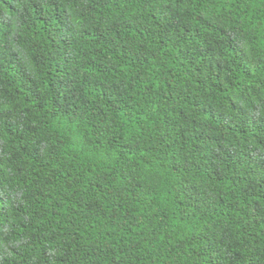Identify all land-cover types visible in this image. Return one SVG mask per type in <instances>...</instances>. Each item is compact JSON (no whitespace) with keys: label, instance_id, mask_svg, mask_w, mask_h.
<instances>
[{"label":"trees","instance_id":"16d2710c","mask_svg":"<svg viewBox=\"0 0 264 264\" xmlns=\"http://www.w3.org/2000/svg\"><path fill=\"white\" fill-rule=\"evenodd\" d=\"M0 264H264V0H0Z\"/></svg>","mask_w":264,"mask_h":264}]
</instances>
